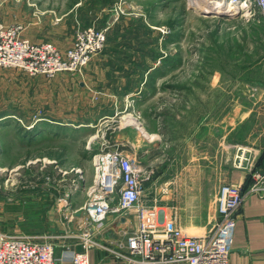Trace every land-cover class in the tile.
<instances>
[{"label": "rangeland", "instance_id": "1", "mask_svg": "<svg viewBox=\"0 0 264 264\" xmlns=\"http://www.w3.org/2000/svg\"><path fill=\"white\" fill-rule=\"evenodd\" d=\"M0 22L22 25V38L50 44L62 58L78 34L103 32V47L92 58L138 60L128 66L137 75L130 71L122 79L129 88L143 87L127 100L118 91L123 112L113 119L83 113L82 120L75 74L57 75L71 84L62 79L46 94L30 85L38 79L0 69V232L46 236L56 257L63 245L77 244V215L86 222L78 210L86 200L83 190H75L79 176L90 182L95 153L136 158V126L146 118L166 138H207L208 205L168 210L185 233L206 234L215 221L218 188L237 184V170L254 169L248 140L264 142V18L258 8L201 13L189 0H0ZM125 114L133 118H121ZM88 120L97 128L72 125ZM71 130L79 131L65 134ZM123 136L134 144H122ZM162 148L168 158V145ZM161 183L153 176L149 185L164 187L166 196L170 185Z\"/></svg>", "mask_w": 264, "mask_h": 264}, {"label": "built area", "instance_id": "2", "mask_svg": "<svg viewBox=\"0 0 264 264\" xmlns=\"http://www.w3.org/2000/svg\"><path fill=\"white\" fill-rule=\"evenodd\" d=\"M236 1H239V8L234 12L247 13L257 7L264 18V0ZM22 29L20 24L0 22V69H16L30 78L50 81L63 73L77 74L103 47V32L89 29L77 35L75 46L68 50L66 58H62L50 44H36L22 38ZM92 164L90 182L87 184L86 178L80 175L75 185V190H83L86 196L78 209L86 219L77 224L80 230L76 235L77 245L81 249L63 245L57 258L55 243L46 236L0 232V264H90L89 250L97 244L94 236L110 213L116 217L133 214L136 219L125 245H121L125 253H116L128 263L229 264L235 214L249 192L264 194V173L259 172L252 174L253 183L245 192L240 184L220 186L213 225L204 235H189L175 216L160 218L154 205L144 203L145 185L155 175L151 164H143L137 157L120 151L95 153Z\"/></svg>", "mask_w": 264, "mask_h": 264}, {"label": "crops", "instance_id": "3", "mask_svg": "<svg viewBox=\"0 0 264 264\" xmlns=\"http://www.w3.org/2000/svg\"><path fill=\"white\" fill-rule=\"evenodd\" d=\"M117 64L124 66L118 67ZM139 64L141 63L136 59L92 58L81 72L75 74L76 82L72 83V88H74L75 93H78L81 99L76 110L80 116H84V118H80L82 120L85 119L83 113H86V115L94 113L99 115V119L103 122V120L113 119L112 114L123 112L122 110L119 111L115 96L118 95L120 89L123 90L121 94L125 96L126 100L141 93L142 86L139 87L137 85L134 88H129L127 81L122 79L124 73L128 74L130 71L131 76L137 75L136 70L128 66ZM147 73L149 72L147 71ZM142 77H145L144 74ZM62 79H65L63 81H69L64 83L71 84V78H60L58 76L50 81L38 79L39 81L37 82L33 80L34 82L30 85L35 86L38 89L36 91L47 94ZM76 85H78V90L75 89ZM31 89L33 90L34 88L31 87ZM85 97L86 100H84ZM127 102L129 103V101ZM128 103H125L123 107L126 109L131 107ZM42 106L45 107L44 104ZM248 113L251 114L252 110H249ZM59 121V119H56L53 122H57L60 125L64 124ZM67 125L69 126L70 124L68 123ZM72 125L75 128H82L84 130L87 127H90L87 128L89 130L97 128V124L93 125L89 120L86 123L79 121L78 124ZM136 129L137 137L135 144L138 161L140 160L143 164H151L149 162L153 160L152 166L155 168L154 178L156 184L162 182L161 185H170L169 194L162 196L161 193L166 194L167 192L166 189H164L166 192L162 191L164 187H158V185L150 186L147 183L144 190L145 195L143 196L144 203L146 205H154L159 210L160 218L165 217V219L174 217L170 213L168 214V210L173 208L191 209L202 208L203 205L207 206L209 159L207 138L203 136L198 137L191 133L180 138L167 136V139L164 136V132L156 134V129L150 128V124L146 118L138 122ZM77 131H66L65 134L73 132L74 135ZM162 137L164 138L162 139ZM120 141L122 144H134V141L132 142L128 136L121 137ZM248 141V147L253 152L254 169L248 174L243 170H237L239 171V176L235 179L237 184H241L242 187L245 185L246 188V185H248L246 190L253 183L252 172L259 171L260 173H264V142L260 144L256 139H249ZM167 145L169 157L165 158V149L162 146ZM165 171L168 173L167 175H165ZM146 189L149 190L146 191ZM77 217H79V221H83V217L80 214ZM216 217L215 207L213 220ZM135 225L136 219L133 214L124 217H116L113 213L108 214L100 231L94 236L97 244L89 250L90 264H135L128 263L123 258L116 256L117 252L125 253V249L122 246L125 245L127 236L133 231ZM196 236L199 235L196 234ZM73 247L76 250L81 249L77 244L73 245ZM230 247L229 264H264V194L261 192H249L237 210Z\"/></svg>", "mask_w": 264, "mask_h": 264}, {"label": "bare ground", "instance_id": "4", "mask_svg": "<svg viewBox=\"0 0 264 264\" xmlns=\"http://www.w3.org/2000/svg\"><path fill=\"white\" fill-rule=\"evenodd\" d=\"M189 2L197 9L205 12H233L239 8V1L236 0H189ZM225 9V10H224ZM121 118H133L130 114H125ZM133 121V120H132Z\"/></svg>", "mask_w": 264, "mask_h": 264}, {"label": "trees", "instance_id": "5", "mask_svg": "<svg viewBox=\"0 0 264 264\" xmlns=\"http://www.w3.org/2000/svg\"><path fill=\"white\" fill-rule=\"evenodd\" d=\"M30 80L33 81V79H30ZM243 186H244V187H242V189H243V191H244V190H246V188H247L248 185H246V188H245V185H243Z\"/></svg>", "mask_w": 264, "mask_h": 264}, {"label": "water", "instance_id": "6", "mask_svg": "<svg viewBox=\"0 0 264 264\" xmlns=\"http://www.w3.org/2000/svg\"><path fill=\"white\" fill-rule=\"evenodd\" d=\"M198 11H199V12H201V13H204V11H203V10H199V9H198Z\"/></svg>", "mask_w": 264, "mask_h": 264}]
</instances>
